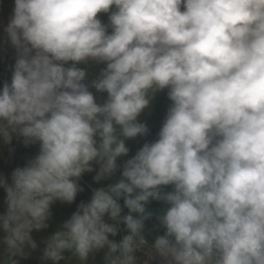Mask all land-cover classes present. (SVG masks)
<instances>
[{"label": "clouds", "instance_id": "9594fccd", "mask_svg": "<svg viewBox=\"0 0 264 264\" xmlns=\"http://www.w3.org/2000/svg\"><path fill=\"white\" fill-rule=\"evenodd\" d=\"M0 40L16 53L0 142L39 145L10 182L0 175L4 264L36 248L31 232L48 227L54 203L76 200L95 166L96 183L120 178L77 205L43 261L68 250L87 264L107 249L103 264H139L141 251L143 264H264V0H14ZM90 64L104 67L93 75ZM165 89L157 139L118 164L126 140L149 134L139 117ZM150 200L169 205L153 243Z\"/></svg>", "mask_w": 264, "mask_h": 264}, {"label": "rangeland", "instance_id": "374dc122", "mask_svg": "<svg viewBox=\"0 0 264 264\" xmlns=\"http://www.w3.org/2000/svg\"><path fill=\"white\" fill-rule=\"evenodd\" d=\"M14 7V0H0V37L3 36V29L7 25L10 16L12 15V9ZM103 23L108 22V15L104 13L98 14ZM15 49L8 43H4L0 40V88L3 87L5 82H10L13 66L15 63ZM72 62H69L66 66H71ZM80 68H84V64L77 65ZM104 65H89V71L95 75L99 72ZM92 76L86 77L85 83L91 84ZM90 90L96 95L99 101H103L106 98V94L96 93L94 88L90 87ZM171 101L167 97V89L156 93L150 109L141 113L139 120L146 123L149 128V134L145 137H138L135 140H126V146L130 149L128 156L120 158L117 162L122 163L123 160L130 158L135 152L147 141H154L157 139V134L162 126L163 120L166 116L167 109ZM39 150L38 144H32L25 146L22 137L14 136L11 143L3 144L0 142V175L8 178L12 171L16 167H23L27 164L28 160L34 157ZM98 166H95V170L91 173H85L79 180V184L83 187L84 191L77 194L76 200L71 203H65L57 201L51 206V217L47 221L48 227L40 230H33L31 237L36 244V248L26 247L25 255L22 257H16L18 264H53V261H43V251L46 247L47 240L57 230L58 227L76 211L77 205L81 201L87 202L90 199L92 189L95 187L106 186L113 182V179H119V171L115 177L109 180H104L99 183L94 181ZM6 193L3 188H0V214H4L6 211V205L4 203ZM106 222L112 223L106 217ZM4 234L0 232V239ZM110 239L119 242L122 239V222L118 224V233L115 237L110 236ZM107 249H102L89 256L87 264H103V258ZM64 259L58 262V264H84L76 255L72 252L65 250L62 253ZM137 258L139 264H143L146 259L144 252H138ZM6 257L2 254V245H0V264H4ZM150 264H159L158 260L150 261Z\"/></svg>", "mask_w": 264, "mask_h": 264}, {"label": "trees", "instance_id": "16d2710c", "mask_svg": "<svg viewBox=\"0 0 264 264\" xmlns=\"http://www.w3.org/2000/svg\"><path fill=\"white\" fill-rule=\"evenodd\" d=\"M173 190V186H163L161 191L162 193H167ZM122 206V215L128 214V209L123 207V199L120 201ZM169 205L163 200H150L146 205V212H151L152 215L150 218L144 222L143 235L149 243H153L155 238L159 235H163L165 229L160 224L159 217L164 214ZM134 217L137 216L136 213H131ZM126 225L122 223V238L127 235Z\"/></svg>", "mask_w": 264, "mask_h": 264}]
</instances>
